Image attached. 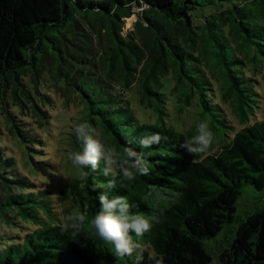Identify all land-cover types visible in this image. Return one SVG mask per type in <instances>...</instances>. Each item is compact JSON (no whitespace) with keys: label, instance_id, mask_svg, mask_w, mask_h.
I'll return each mask as SVG.
<instances>
[{"label":"trees","instance_id":"1","mask_svg":"<svg viewBox=\"0 0 264 264\" xmlns=\"http://www.w3.org/2000/svg\"><path fill=\"white\" fill-rule=\"evenodd\" d=\"M262 86L264 0H0V264H136L95 235L101 195L153 218L141 237L129 230L139 264H264V205H236L246 188L264 196ZM172 102L198 108L195 123L177 128ZM82 121L115 149L114 173L103 159L95 170L55 161L63 184L36 187L30 170L82 151ZM201 122L214 140L192 154L182 145ZM77 211L73 235L65 218Z\"/></svg>","mask_w":264,"mask_h":264},{"label":"clouds","instance_id":"2","mask_svg":"<svg viewBox=\"0 0 264 264\" xmlns=\"http://www.w3.org/2000/svg\"><path fill=\"white\" fill-rule=\"evenodd\" d=\"M198 135L192 138L191 141H185L182 145L186 147L192 154L204 153L212 145L214 140V133L209 128L207 122H201L197 125ZM75 135L78 141L82 142V151L70 152L68 159L74 165L81 168L91 166L95 170L101 159L105 161L106 169L105 175L109 172L114 173V167L117 166V161L113 157L116 155L115 149L110 148L105 151L104 143L99 138H93L89 135L90 132L98 133L96 129L87 121H82L74 125ZM158 134H154L152 140H159ZM152 141L143 140L141 143L148 146ZM127 155L131 157L133 153L125 150ZM137 158V163H141ZM125 164L129 161L125 160ZM121 167L122 176L127 180H134L137 172V164H131L130 167ZM148 164L145 163L144 169L146 171ZM83 175L86 177L87 172ZM115 182L110 181L108 187H114ZM126 197H118L108 202L106 197L101 195L99 197L101 210L98 211L94 218L90 221L91 227L95 230L97 235L102 240L114 245L115 255L118 257L131 256L136 253V264H139L142 259L141 245L138 240H134L129 230H132L137 237H141L145 232L150 231L152 228L153 218H146L143 214L129 215L127 213V204L125 203ZM119 208V211L116 209ZM86 214L82 212H73L65 218L64 227L72 228L73 235L77 234L80 226L85 222Z\"/></svg>","mask_w":264,"mask_h":264},{"label":"rangeland","instance_id":"3","mask_svg":"<svg viewBox=\"0 0 264 264\" xmlns=\"http://www.w3.org/2000/svg\"><path fill=\"white\" fill-rule=\"evenodd\" d=\"M205 10V8H204ZM198 11L202 12L203 8H199L196 10H192V14L194 15H198ZM136 19V15L133 14L131 17H129L128 19H125L124 22V29H129L132 27L134 21ZM262 89L264 90V86H262ZM174 105V102H172L170 104V108L172 109ZM198 111V108L191 106L189 108H187L186 111H183L181 113H177L175 110L172 109V121L174 122V124L177 126V128L179 129H186L189 128L191 125H193L195 123L196 120V112ZM56 131V129H55ZM65 144V140H64V136H60L59 138H57V140H54L52 148H55L56 146L59 148L58 150H61L62 147L64 148ZM14 148L16 149V154L18 156H22L21 153V149L16 148L14 146ZM70 151L71 150H67ZM65 153L66 155V159L68 160V155L70 152ZM40 155H46V153L41 152ZM65 155L63 158H61L60 156H56V157H50V158H46L44 160L43 163H39L38 166L40 170L38 169H32L30 170V172H32V176L34 178L35 181V185L36 187L39 186H50L53 185L54 187H58L59 185H62L65 178L67 177V173L65 170H60L58 165H54L52 163H55V161H59V162H64L67 163L70 166L74 167L75 170V165L73 163L69 162H65ZM52 158V159H51ZM73 171V170H72ZM70 171V172H72ZM59 177H62L61 179ZM263 194L261 191H257V190H252L251 188H246L244 190L241 191V194L239 195V198L237 200V213L243 215L244 214V210L249 209V205L256 203L257 206H263L264 205V198H263ZM235 224L229 226V228L223 230L221 233H219L217 236V238L219 237L222 241H225V237L230 235L229 229L230 228H235ZM218 238V239H219ZM212 239H210L209 241H206L204 243V246L207 250H209V246H207V244L211 241ZM210 264H217V260L214 258L212 260V262Z\"/></svg>","mask_w":264,"mask_h":264}]
</instances>
